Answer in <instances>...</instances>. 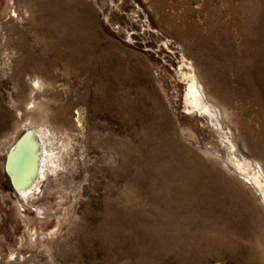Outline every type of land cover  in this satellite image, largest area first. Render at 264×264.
I'll return each mask as SVG.
<instances>
[{
	"label": "rangeland",
	"instance_id": "rangeland-1",
	"mask_svg": "<svg viewBox=\"0 0 264 264\" xmlns=\"http://www.w3.org/2000/svg\"><path fill=\"white\" fill-rule=\"evenodd\" d=\"M194 85L264 165V0H0V264H264L261 201L184 134L222 149ZM44 121L26 198L7 144Z\"/></svg>",
	"mask_w": 264,
	"mask_h": 264
},
{
	"label": "bare ground",
	"instance_id": "bare-ground-1",
	"mask_svg": "<svg viewBox=\"0 0 264 264\" xmlns=\"http://www.w3.org/2000/svg\"><path fill=\"white\" fill-rule=\"evenodd\" d=\"M3 4H5V2ZM11 4L15 3L11 2ZM20 7H22V10L25 9V11L27 9L24 4H22ZM25 11L23 12L25 13ZM16 16H18L17 10H13L12 17ZM192 68L195 69L194 66L190 67V76H192L194 73L192 71ZM195 74H197L196 71ZM166 86L168 88L167 91L169 95H172V92L169 89L170 85H168L167 82ZM35 87L42 88V84L36 83ZM194 90L198 93L199 99L198 97H193L196 102L194 101L195 103L190 104V107H195L197 105V109H199L200 113H204L209 117L211 127L213 128L214 132H216V134L218 133L219 138H221L222 140L223 144L221 148H224V151H222V149L217 150L215 148H209L208 146H206V143L201 141L202 139H200L201 132L199 131V133L198 131L185 125L187 120L182 122L184 134L187 135L188 139L197 147H199L205 154L218 161L221 168H223V166L226 167L225 171L227 172V174L237 178L239 181H241V183L245 184V186L249 188V191L251 193L256 194V196L261 201L264 209V165L258 162V160L250 159L246 156V152L241 149L238 142L236 141L235 134L233 133L232 129L225 123V120L223 119L224 115L221 109L206 94L204 88L198 89L195 86ZM34 94H36V92L33 90L32 95ZM35 98H32L27 103V107H29L28 105H31V109L28 111L25 110L27 111L25 113L33 114V112L37 110L39 102H37V98L36 100ZM171 100H174L172 96ZM26 124L27 123L25 122V124L23 125V127H26V130L24 132L26 133V135L22 139L21 137L23 134L19 137H14L11 143L7 144L5 168L8 169V173L13 180L16 189H18L24 196H26V198H28L32 194L34 187L37 185L36 183H38L39 177L41 176L44 178L47 175L45 170L47 168L56 169L58 167L56 160L51 156L52 154H54V151L57 150L56 141L58 135L56 132V128H51L46 121H44L42 126L39 127L32 126V124L26 126ZM17 133L18 132L16 131L15 134L17 135ZM194 133L199 136V140L203 142V145L200 144L201 142H199V140L197 141L193 139L192 134ZM53 156L57 157V155ZM41 211L43 212V210ZM42 214L44 215V213ZM22 221L28 222V219L26 218ZM29 234L31 236L32 243L33 241H36V232H29Z\"/></svg>",
	"mask_w": 264,
	"mask_h": 264
},
{
	"label": "water",
	"instance_id": "water-1",
	"mask_svg": "<svg viewBox=\"0 0 264 264\" xmlns=\"http://www.w3.org/2000/svg\"><path fill=\"white\" fill-rule=\"evenodd\" d=\"M25 135H26V133L22 135L21 139H22Z\"/></svg>",
	"mask_w": 264,
	"mask_h": 264
}]
</instances>
